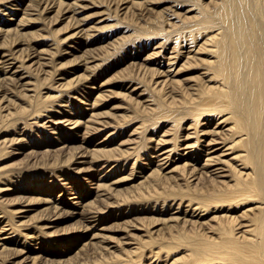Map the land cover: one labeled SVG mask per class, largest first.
Instances as JSON below:
<instances>
[{"label":"bare ground","instance_id":"6f19581e","mask_svg":"<svg viewBox=\"0 0 264 264\" xmlns=\"http://www.w3.org/2000/svg\"><path fill=\"white\" fill-rule=\"evenodd\" d=\"M89 1L29 0L15 19L19 4L0 0V14L8 16L0 19V135L14 136L0 142V152L20 147L16 154H22V148L35 146L39 140H31L28 131L33 127L46 131L43 152H52V136L59 144L75 141L83 125L78 141L90 154L82 152L78 163L104 169L92 188L97 201H85L76 191L81 178L75 175L83 169L74 167L61 183L49 181L43 198L47 210L71 206L72 216H83V230L92 238L81 247L90 246L98 258L75 264H129L142 258L145 264H264V0H100L94 6L108 17L97 22L83 15ZM24 16L31 19L25 23ZM111 18L145 24L131 25L135 52L121 61L129 64L128 72L114 83L125 92L115 99L126 102L106 116L97 110L113 90L107 83L98 85L94 76L125 49L121 39L111 42L102 34L101 22ZM154 18L155 24H147ZM64 21L67 34H58L54 27ZM30 27L36 32H23ZM147 49L152 51L143 54ZM76 55L81 56L72 68L58 66L62 58ZM70 75L75 77L67 81ZM129 101L136 103L134 128L121 133L125 138L119 142H108L103 132L132 118ZM127 157L133 160L127 173L110 178ZM17 180L0 175V264H9L12 254H27L34 242L32 227L23 221L34 203L22 199L13 209L5 206L7 194L19 193ZM126 183L136 184L131 189L140 193L121 195L118 188ZM144 189L148 196L141 195ZM162 191L168 214L159 211L151 224L173 222L170 230L192 235L179 232L167 241L157 230H143L139 237L149 239L137 242L131 235L126 243L98 246L110 237L96 228L106 231L112 222L141 230L132 224L130 211ZM101 202L102 207L95 206ZM138 222L150 225L145 218ZM35 233V244L51 236L44 226ZM179 250L182 254L169 263V253ZM59 258L60 253L50 257L38 251L33 261L27 257L13 264L29 259L30 264H74Z\"/></svg>","mask_w":264,"mask_h":264},{"label":"rangeland","instance_id":"374dc122","mask_svg":"<svg viewBox=\"0 0 264 264\" xmlns=\"http://www.w3.org/2000/svg\"><path fill=\"white\" fill-rule=\"evenodd\" d=\"M3 2H6L7 0H2ZM21 1V3H20ZM134 1V0H132ZM132 1L128 2V5H131ZM139 1H145V0H139ZM154 3L160 4H170L169 0H153ZM19 4V11L16 15V12L12 18L15 17V19H20L23 16V10L25 9L26 5L29 4V0H13L12 5ZM26 4V5H25ZM85 4L89 5L91 8L86 9L83 13L84 16H88L91 18L92 22H97L99 20H102L104 18H107L108 15H99V12L102 11V9H96L94 4H100V0H92L91 2H85ZM126 5H124L125 7ZM104 8V7H102ZM8 20V16L0 14V19L4 18ZM28 19L31 18L28 16H24L23 22H27ZM66 21L62 22L61 24L54 27V30L60 34H67L64 29L65 28ZM132 24H145L142 20L141 21H135L131 18L128 19H105L101 22L102 26H105V30L102 34L108 35V39L117 41L118 39H121L118 44H120V47H125V49L119 51V54H115L113 56V59L111 62L107 63L105 65V68L102 71V73L96 72V83L98 85H101L103 83H107L106 86L112 87L113 94L111 97H105L101 101L102 106L97 111L104 113L106 116H111L115 113V110L112 109L113 106H120L124 105L126 100L121 97V99H115L116 97H120L119 93H125L124 91L117 89L115 86V82H117L122 76H125V73L128 72V70H125L127 68L128 63H121V61L126 58L129 54L135 52L133 50V42L131 38L134 35V29L131 27ZM147 24H155V18L151 19L149 23ZM36 28L30 27L23 32L28 33H34L36 32ZM101 34V35H102ZM107 39V40H108ZM106 40V41H107ZM128 48V51L126 49ZM151 49H147L143 51V54H145L147 51H150ZM152 51V50H151ZM150 51V52H151ZM81 55H76L75 57H67L62 58L61 62L58 66H64L67 69H70L73 67V64H76V61L80 59ZM59 62V60H58ZM141 62V61H139ZM74 64V65H75ZM83 72H79L77 75L82 74ZM99 74V76H98ZM76 75V76H77ZM73 75H70L67 78V81L72 79ZM116 96V97H115ZM133 97V96H132ZM112 100V104L108 102V100ZM124 100V101H123ZM130 102V101H129ZM132 108L130 109L132 112V118H129L123 125L119 127H113L109 128L106 131L103 132L104 136H109L108 142L117 143L121 140V137L124 135H121V133L129 132L131 133V122L130 120L134 117V111H136V103L131 101ZM78 105H74V109H77ZM111 113V115H107ZM124 113V111L120 112ZM133 126V125H132ZM82 129L83 125L79 128L80 133L76 136V140L66 142V144H59L56 143L55 136H52L53 145L50 147V150H53L52 152H43V144L49 143V138L46 139V131L42 129H38L37 127H33L32 129H29L30 132V139H34L35 141L39 142L33 146V147H24L22 148V154H16L20 152V147H17V149L12 153L13 148H7L0 152V175L7 176L10 175V177L17 178V182H19V185L17 186L19 188V193H10L7 194L8 196H5L4 198H9V201H5V206L7 209H13V207L16 204H19L23 200H30L32 203H34L33 206L29 208L28 213L26 214V217L23 219V221H26L29 225V227H32L31 231V241L29 242V245L27 249L29 250L27 254L18 253V254H12L7 260V263L13 264L17 263L22 259H25L29 257L31 260L32 258L36 257L38 254V251H45L47 255L50 257H56L59 253L61 254V259L63 262L70 261L75 263H78V261L85 262L88 260H95V257L98 258L95 251H92V248L90 246H85L84 248L81 247L82 243L85 240H90L92 237H87V234H85V231L83 230V216H72L70 214L71 209H75L71 206H67L61 210H47L48 204H44V199L47 198V192L46 190H49L52 186L51 183H48L49 181H53L54 179L57 180V182L61 183L60 179H63L66 175L67 177L70 176L74 170V168L77 169H83V173H81L80 176H76L79 179L80 182L77 183L76 191L79 192V194L82 195L83 200L85 201H94L97 197L92 194V188L96 187L97 185V177L104 171V169L96 168L94 166H90L91 164L83 163L79 164L78 162L83 161V158H80L79 156L82 154V152L90 151L88 148H86V145H82L81 141L79 140V136L82 135ZM114 134L110 135L111 132H114ZM128 133V134H129ZM53 135V134H52ZM102 135V136H103ZM74 136V135H73ZM13 135H8L7 133H2L0 135V142H2L6 138H12ZM62 141H65L63 137L61 136ZM60 142V139L57 140ZM27 142V141H26ZM111 144V143H110ZM89 148H91L89 146ZM32 150L36 151L37 153L32 152ZM80 153V154H79ZM85 154H90L89 152H85ZM100 156V155H99ZM143 157L142 164L146 163V157ZM88 160V158H87ZM122 162L114 166V169L108 173V176H111L110 178L117 179L120 178L122 175L127 173V167H131L132 164H130L131 161L128 157L122 158ZM127 161V162H126ZM127 163L126 166H124V163ZM56 163V165H55ZM132 163V162H131ZM113 164V163H112ZM141 164V166H142ZM53 165V166H50ZM50 167V168H47ZM47 168V169H46ZM173 168V167H172ZM49 171V172H48ZM50 171H54V173H51ZM52 177V178H50ZM50 178V179H49ZM49 179V180H48ZM143 180V179H142ZM140 181V179L138 180ZM138 183V182H137ZM136 184H128L126 183L122 187L118 189H122V194L127 195L129 191L133 194L140 193L138 190L132 191L131 187ZM1 187V186H0ZM87 188L88 192H84V189ZM126 192H123V191ZM146 193H145V192ZM52 192V190H51ZM144 196H148V190H143ZM164 191L160 193H155L153 195H150L149 197H144L143 199L146 201H139L136 203V210L130 211L129 215H133L132 217V224H135L136 227H139L141 230H135L134 227H131V225H126L122 221H118L121 223V225L118 226L117 222H112L109 225L110 229H106V231H100L96 228L98 234L109 236L110 239L108 241H105L106 243H100L99 245H106L107 243H110L111 245H114L115 243H126L127 239L131 235H135V238L137 242L144 241L143 239L147 240L148 237H145V232L143 230H157L158 232L162 233L163 238L167 239V241L171 240L172 236H176L179 232H185L178 229L170 230L169 226L173 225V222H168L167 224L157 225L151 224V221L153 218L159 219L160 216H158L159 211H163V213L166 215L168 214L166 209L168 207V204L164 203L168 202L169 200H165L166 195L163 193ZM56 194V193H55ZM130 195V194H129ZM23 196V197H22ZM86 196V197H85ZM44 198V199H43ZM157 198H160V200H156ZM98 199V198H97ZM96 199V201H97ZM95 201V202H96ZM114 201V200H110ZM101 203H96L95 206L102 207ZM123 207L122 209H124ZM89 209V208H88ZM165 209V210H164ZM81 212V210H78ZM83 214H86L85 212ZM213 215H210L209 219L212 218ZM140 218H145V221L150 222L149 224H145L147 228H143V226L138 222ZM208 219V220H209ZM115 224V225H114ZM44 226V230L48 231V233L51 234L50 237H44L41 239V244H35L38 243L35 241L34 236H37L35 233L36 230H38L39 227ZM51 226V227H50ZM161 229V230H158ZM40 230H43L40 228ZM100 231V232H99ZM66 232V233H63ZM155 233L153 237L159 236V233ZM69 233V234H68ZM187 234L192 235L190 232H185ZM142 234H144L142 237ZM157 235V236H156ZM74 238V239H73ZM162 238V237H160ZM149 239V238H148ZM95 242L100 241L98 239L94 240ZM35 244V245H34ZM32 245V247H31ZM124 246V245H123ZM83 248V249H82ZM94 248H97V245L94 246ZM22 249V248H19ZM82 249V250H81ZM116 250V249H111ZM78 251V253H77ZM96 252H99L98 250ZM116 254L123 255V250L118 251L116 250ZM40 253V252H39ZM167 252H165L163 255L166 256ZM182 254V251L179 250L174 253H169V263L173 261L175 258L179 257ZM96 255V256H94ZM89 256V257H88ZM85 257V258H84ZM145 257V256H144ZM89 258V259H87ZM1 259V255H0ZM29 259V260H30ZM82 259V260H81ZM86 259V260H84ZM25 261L26 263L29 262ZM33 261V260H32ZM2 261L0 260V263ZM6 262V261H5ZM24 263V264H26ZM60 263V262H59ZM66 263V262H65ZM146 261L144 258H142L137 263L130 262L129 264H145ZM177 262H174L176 264ZM30 264V262H29ZM37 264V263H36ZM55 264H58L55 263ZM61 264V263H60ZM116 264V263H115Z\"/></svg>","mask_w":264,"mask_h":264}]
</instances>
